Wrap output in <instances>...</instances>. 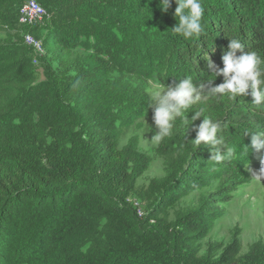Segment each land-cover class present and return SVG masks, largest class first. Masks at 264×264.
Masks as SVG:
<instances>
[{
    "label": "trees",
    "instance_id": "1",
    "mask_svg": "<svg viewBox=\"0 0 264 264\" xmlns=\"http://www.w3.org/2000/svg\"><path fill=\"white\" fill-rule=\"evenodd\" d=\"M24 1L0 0V264H264L260 240L242 254L235 234L200 245L219 205L248 182L251 156L264 152L246 135L264 132V106L250 94L202 99L185 113L203 108L219 121L232 158L217 163L210 146L194 144L203 117H177L156 145L162 175L138 192L150 157L137 136L118 147L149 107L148 81L219 85L204 57L223 67L231 38L264 59V0H201L205 31L191 39L172 31L175 0L166 12L160 0H35L45 13L32 25L19 22ZM25 35L49 57L40 82ZM212 185L168 218L181 198ZM133 194L148 202L145 215Z\"/></svg>",
    "mask_w": 264,
    "mask_h": 264
},
{
    "label": "clouds",
    "instance_id": "2",
    "mask_svg": "<svg viewBox=\"0 0 264 264\" xmlns=\"http://www.w3.org/2000/svg\"><path fill=\"white\" fill-rule=\"evenodd\" d=\"M172 0H160L162 11L171 7ZM174 16L178 23L172 31L185 39L201 36L205 29L202 23L204 8L201 0H175ZM245 46L235 38H231L228 50L222 55L223 67L214 65L209 56H205L208 68L212 69L214 78L222 76L223 82L209 87L210 81L193 82L191 77L180 79L178 83L161 86L156 84L151 94L149 106L153 108L152 120L155 134L152 136L156 142L162 141L172 133L173 123L177 117L188 125L203 117L201 123L196 125V136L192 140L196 146L202 143L210 146L211 159L220 162L225 158L234 156V149L226 147L224 137L218 136L222 131L221 123L212 119L203 108L191 111V117L185 116L194 105L202 99L207 100L213 96L221 95L235 99L241 95H251L252 104L264 106V59L255 51H244ZM240 53L237 55V53ZM250 90V92H249ZM250 136L249 147L259 151L264 149V132H247ZM221 149H224L223 151ZM223 153V154H222Z\"/></svg>",
    "mask_w": 264,
    "mask_h": 264
},
{
    "label": "rangeland",
    "instance_id": "3",
    "mask_svg": "<svg viewBox=\"0 0 264 264\" xmlns=\"http://www.w3.org/2000/svg\"><path fill=\"white\" fill-rule=\"evenodd\" d=\"M3 36L4 34L0 32V38ZM35 51L36 53L32 56L34 59L32 64L35 66V79L40 82L44 79L42 64L45 62V58L49 57L43 56L42 48L35 49ZM52 66H55V62H52ZM156 84L160 83L153 80L147 82L146 93L150 98ZM152 114L153 108L149 106L141 118L122 130L118 141V147H121L131 136H137L138 150L150 157L147 169L136 180L138 192L145 188L152 178L162 175V158L156 153L157 142L152 138L156 131ZM245 171L249 177L248 182L238 186L230 194L229 199L219 205L222 214L215 219L206 237L200 241L202 250L205 248L206 242L214 241L225 244L234 234L240 244L241 254L247 250L251 243L257 240L264 242V152L254 153L248 164L245 165ZM214 185L191 192L181 198L173 208L166 211L168 218H173L174 210L195 205L199 195L213 190ZM128 201L139 216L146 214L149 206L147 201L136 194L131 195Z\"/></svg>",
    "mask_w": 264,
    "mask_h": 264
},
{
    "label": "bare ground",
    "instance_id": "4",
    "mask_svg": "<svg viewBox=\"0 0 264 264\" xmlns=\"http://www.w3.org/2000/svg\"><path fill=\"white\" fill-rule=\"evenodd\" d=\"M33 7L37 11H40L42 14L45 13L44 9L35 0H25L23 2L22 6L20 7V10H19V15H20L19 16V22L20 23L25 24V25H32V24L38 23L41 20L42 17H36V19L32 18V14L31 13L33 11ZM21 11L24 12L23 15H22ZM28 39H29V41H27ZM30 41L32 42L33 46L36 47L37 50L41 48V46H40L41 44H40V42L38 40H35V38L31 37L30 35H25L24 36V42L26 44L32 46ZM33 49L35 51L34 47H33ZM35 53H36V51H35Z\"/></svg>",
    "mask_w": 264,
    "mask_h": 264
},
{
    "label": "built area",
    "instance_id": "5",
    "mask_svg": "<svg viewBox=\"0 0 264 264\" xmlns=\"http://www.w3.org/2000/svg\"><path fill=\"white\" fill-rule=\"evenodd\" d=\"M21 13H22V15H23V11H21ZM32 18L33 19H36V17H42L44 14H42L40 11H37L34 7H33V11H32ZM27 41H29V39L27 40ZM31 42V41H30ZM31 45H32V47H34L35 49H36V47L35 46H33V44H32V42H31ZM37 50V49H36Z\"/></svg>",
    "mask_w": 264,
    "mask_h": 264
}]
</instances>
